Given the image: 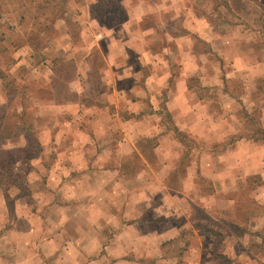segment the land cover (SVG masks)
Returning a JSON list of instances; mask_svg holds the SVG:
<instances>
[{
    "label": "crops",
    "instance_id": "obj_1",
    "mask_svg": "<svg viewBox=\"0 0 264 264\" xmlns=\"http://www.w3.org/2000/svg\"><path fill=\"white\" fill-rule=\"evenodd\" d=\"M162 1L163 4L161 1L145 0L136 5L130 0L122 1L127 17L119 24L120 29L139 28L136 36L140 46L131 51L132 48L120 40L118 50L104 54L107 65L102 70L104 73L101 71L102 81L116 79L119 75H132L138 81L145 77L152 79L153 86L147 85L135 94V100L140 102L136 112L143 111L148 104L152 108L151 114L126 121L119 114L90 116L76 113L69 120L70 126H65L64 121L61 130L67 127L68 130L62 135L56 130L52 139L56 138L57 143L63 138L68 141L63 142L58 159L49 167L43 166L46 170L43 175L46 173L48 177L47 184H42L46 189L41 197L19 194L17 186L6 191L0 189V247L5 246L6 241L11 251L20 254L19 259L12 263L10 256L0 254V264H111V259L115 260L114 264H131L135 261L127 259L126 236L134 234V240H137V237L142 239L144 234L152 233L146 231L144 224L138 220L143 217V210L133 218L131 227L113 228L118 240L111 243L113 239L108 235L112 234V230L98 229L89 224L97 218L94 204L98 202L101 205L97 210L102 213L101 216L115 210L119 211L116 217L125 220L121 212L127 201V180L120 177V172H124L123 158L127 155L141 156L143 152L139 141L154 140L152 151L167 156L158 170L167 171L169 177L178 166L179 155L184 153V146L179 141L181 126L186 127L188 135H195L204 145L213 143L214 165L211 160L203 158L197 167L199 175L212 178L216 193L234 194L249 188L256 197H252L254 202L264 201V136L242 125L240 115V112L252 115L258 111L259 124L264 128V83L261 81L264 78V49H259L260 40L252 35L254 20L244 15L240 19L241 13L228 5L225 9L230 15L226 13L223 20L216 21L214 17L220 7L215 1ZM234 11L238 14H233ZM226 16L231 18L226 19ZM174 26L180 29L176 31ZM149 28L157 30L150 31ZM165 37L169 44L161 46L160 40H165ZM202 44L204 48H201ZM219 59L220 64L221 60L230 61V68L227 69L228 64L223 67L218 65ZM177 63L180 67L176 66ZM87 71L92 72V69ZM199 78L210 80L208 85L213 90L223 92L228 88L234 95L233 91H245L239 98L234 97L231 111L220 105L217 112L216 108L201 99V95L198 96L196 91L199 87L196 88L193 81ZM128 89H114V101L110 105L120 106ZM162 92L166 93L164 98ZM192 99H195L193 103ZM84 105L90 107L87 101H71L60 104L62 107L58 106V109L68 111L72 108L77 111L86 109ZM43 106L40 105L39 115H51L41 111ZM226 110H229L228 114ZM161 112L169 114L170 123L169 120L163 121ZM86 124L90 125L89 129H86ZM168 124H172L173 128L168 129ZM43 133L47 138L48 132ZM225 140L224 148L216 147ZM44 169L40 168L41 171ZM254 181H258L257 184ZM251 183L253 186H250ZM167 186L166 194L172 197L174 192ZM13 191L15 194H12ZM124 213L127 215L126 210ZM261 215L258 212L247 214L248 232L255 226L264 229V216ZM11 218L17 221V227L12 229ZM33 218L39 219L44 226L34 230L32 226L28 230L19 229L21 221L28 219L31 222ZM157 230V233L170 237H175L179 231L170 227ZM258 231V235H262L261 230ZM28 238H40L41 245L34 253L30 243L35 241ZM114 243H120L122 249L112 253ZM104 251L108 256L102 254L98 258ZM97 252L99 255L96 256Z\"/></svg>",
    "mask_w": 264,
    "mask_h": 264
},
{
    "label": "rangeland",
    "instance_id": "obj_2",
    "mask_svg": "<svg viewBox=\"0 0 264 264\" xmlns=\"http://www.w3.org/2000/svg\"><path fill=\"white\" fill-rule=\"evenodd\" d=\"M122 1L124 0H0V167L5 170L0 173L1 190L6 191L17 186L20 189L19 194L41 197L46 189L42 184H47L48 177L46 173L43 175L46 172L43 166L52 165L61 154L58 153L64 145L63 142L68 141L63 138L57 143L56 138L52 139V133L57 130L61 131V135L65 134L63 131L68 130V127L62 131L61 125L70 126L69 120L74 114H119L126 121L151 114L152 108L148 104H144L146 106L143 111L136 112L140 102L135 100V94L147 85L153 86L152 79L145 77L138 81L132 75H119L113 80L101 79V71L107 65L104 54L118 50L120 40L127 43V47L132 48L131 51L140 46L136 36L139 28L120 29L119 24L127 17ZM141 1L145 0H130V3L136 5ZM152 1H161L163 4L162 0ZM212 1L220 7L219 13L214 17L216 21L223 20L226 13L230 15L225 9L228 5L241 13L240 19L244 15L251 21L254 20L252 35L260 40L259 49H264V0H205L207 3H213ZM237 12L232 13L237 15ZM94 13L95 17L92 15ZM227 18L231 17L226 16ZM153 29L157 30L149 28L150 31ZM173 29L177 31L180 28L174 26ZM151 36L152 34L149 35L150 38ZM168 42L165 37L159 44L167 46ZM112 44L114 47H111ZM201 48H204L203 44ZM217 63L222 67L228 64L227 69L230 68L228 60H221V65L219 59ZM176 66L180 67L178 63ZM88 68L92 72L87 71ZM64 78L68 82L65 87L76 96L71 101H87L90 107L84 105L86 109H76L77 111L72 108L67 109L68 111L64 108L58 109L62 107L60 104L71 102L51 96L63 91L62 89L66 90L63 87ZM261 81L264 83V78ZM210 82L208 79L199 78L193 84L196 88L199 87L196 91L198 96L201 95V99L216 108L217 112L220 105L231 111L234 97L239 98L245 91H233L235 96L227 87L223 92L213 90L208 85ZM231 85L237 87L234 83ZM119 88L129 89L125 92L124 100L119 103L120 106H112L110 102L114 101V89ZM154 92L153 90L152 93ZM165 96L164 92L162 98ZM194 100L192 99V103ZM40 105H44L41 107L43 113L51 115L40 116ZM228 112L226 110L227 114ZM161 113L163 121L169 120L170 123L167 113ZM240 115L242 125L255 133L260 129L264 135V128L259 124L258 111L252 115L240 112ZM85 126L86 129L90 128L88 124ZM171 127L173 128L172 124H168V129ZM181 128L180 133H177L184 146V153L179 155L178 166L170 176L168 177L167 171L158 170L167 156L157 155L152 151L155 147L154 140H140L142 155H127L121 163L124 172H120V177L127 180L126 207L121 210L126 219L119 220L116 217V212L118 214L119 211L115 210L101 216L102 213L97 211L101 205L95 202L97 218L89 224L98 229L112 230V234L108 236L113 239V243L118 240L113 228L131 227L133 218L143 210V217L138 220L144 224L146 231L152 233L144 234L142 239L137 237V240H134V234L126 236L127 259L135 260L131 264H216L220 261L217 254L228 256L232 264H256L258 261L264 263V229L254 225L248 232L250 225L247 219L248 213L258 212V215L264 216V201L254 202V195L249 188L240 189L234 194L216 193L212 178L199 175L197 167V163L203 158L211 160L214 165V154L211 152L214 149L213 143L206 146L195 135H188L186 127ZM42 132H48L47 138ZM230 141L229 139L228 143ZM225 143L226 140L216 147L224 148ZM93 146L94 144L91 145ZM40 168L44 170L41 171ZM257 182L254 181L255 184ZM5 184L8 185L4 186ZM165 186L174 192L172 197L166 194ZM136 210L140 211L137 213ZM10 220V229L17 227V221L13 218ZM19 226L23 230L32 226L34 230L44 224L33 218L31 222L28 219L21 221ZM164 227L179 231L175 237L157 233L158 228L162 230ZM258 230H261L262 235H258ZM219 238L221 241L215 246L214 242ZM28 240L35 241L30 243L33 244L31 248L34 253L41 245L40 238ZM258 244H262L263 248ZM120 248L122 249L120 243H116L112 253L118 252ZM0 254L10 256L11 263L20 256L16 251H11L6 241L5 246L0 247ZM102 254L108 256L104 251L98 258ZM110 261L111 264L115 263L114 259Z\"/></svg>",
    "mask_w": 264,
    "mask_h": 264
},
{
    "label": "trees",
    "instance_id": "obj_3",
    "mask_svg": "<svg viewBox=\"0 0 264 264\" xmlns=\"http://www.w3.org/2000/svg\"><path fill=\"white\" fill-rule=\"evenodd\" d=\"M94 17L96 16L95 13L92 14ZM118 22H119V19H118ZM55 70V68H54ZM64 88L65 89H62L63 91H60V92H56L55 94H51L52 97H55V98H58V99H61V100H68V101H71V100H75L76 99V96L75 94H72L70 92V89L68 87H65V85H68V82H67V78H64ZM41 93V91H40ZM169 115V114H168ZM262 129V128H261ZM264 131V130H263ZM258 133L261 137H263L264 135L262 134V130L259 129V132H256ZM264 133V132H263ZM17 135V134H16ZM3 170L2 167H0V173H2L1 171ZM5 171V170H3ZM1 175V174H0ZM2 184H3V181H2ZM8 184H5L4 186H7ZM219 236H221L220 233H218ZM221 241V239L219 238L218 240H215L214 244L215 246L218 245V243ZM259 247L263 248L262 244H258ZM217 257L220 258V261H218L216 264H232V260L226 256V255H221V254H217ZM256 264H264L262 261H258Z\"/></svg>",
    "mask_w": 264,
    "mask_h": 264
}]
</instances>
